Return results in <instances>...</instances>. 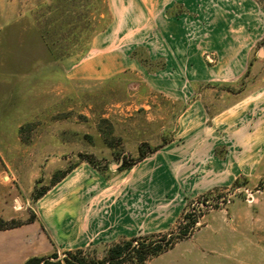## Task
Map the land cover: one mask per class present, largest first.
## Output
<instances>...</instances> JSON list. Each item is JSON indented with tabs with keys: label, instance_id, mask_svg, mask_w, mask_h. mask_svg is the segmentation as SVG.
Returning a JSON list of instances; mask_svg holds the SVG:
<instances>
[{
	"label": "crops",
	"instance_id": "1",
	"mask_svg": "<svg viewBox=\"0 0 264 264\" xmlns=\"http://www.w3.org/2000/svg\"><path fill=\"white\" fill-rule=\"evenodd\" d=\"M108 4L111 20L92 42L94 55L73 66V77L109 79L141 67L133 54L145 52L149 61L161 63L152 73L159 92L182 106L175 135L131 168L106 173L79 165L37 200L23 201L19 176L4 151L9 144L0 137V198L16 191L12 200L21 207L27 201L35 214L34 221L0 230V264L162 233L178 221L187 197L254 179L251 172L264 154V77L248 87L245 80L264 41L261 0ZM9 5L0 0V21L10 19ZM211 54H217L212 62ZM219 85L236 90L225 94L231 103L212 111L210 86ZM18 127L16 154L27 149ZM218 147L228 152L218 153ZM25 214L14 211L9 220Z\"/></svg>",
	"mask_w": 264,
	"mask_h": 264
},
{
	"label": "rangeland",
	"instance_id": "2",
	"mask_svg": "<svg viewBox=\"0 0 264 264\" xmlns=\"http://www.w3.org/2000/svg\"><path fill=\"white\" fill-rule=\"evenodd\" d=\"M4 1L10 19L0 21V137L9 144L4 151L19 176L22 201L74 167L91 165L88 160L107 173L137 158L141 146L149 152L174 137L182 106L159 92L152 73L161 63L145 52L133 54L141 67L109 79L73 77V66L94 55L92 42L111 20L108 0ZM257 47L245 87L264 77V41ZM211 55L210 62L217 54ZM210 87L212 111L231 103L225 94L235 87ZM17 125L27 146L19 154ZM251 176L187 197L178 221L157 234L182 231L195 220L191 234L147 264H264V154ZM10 192L0 198L1 218L14 211L27 217L15 219L35 215L27 201L17 209L16 191ZM107 248L86 250L103 258Z\"/></svg>",
	"mask_w": 264,
	"mask_h": 264
},
{
	"label": "trees",
	"instance_id": "3",
	"mask_svg": "<svg viewBox=\"0 0 264 264\" xmlns=\"http://www.w3.org/2000/svg\"><path fill=\"white\" fill-rule=\"evenodd\" d=\"M156 150V148H152L147 152L143 150L141 146L139 148V156L135 159L126 160L121 168H131L137 162L144 159L148 153H154ZM88 162L94 166L93 160H88ZM65 174L66 172L56 179V181L64 177ZM45 191L46 189L39 193L34 191L33 199L37 200ZM34 220L35 215L27 220H5L0 217V230L12 229ZM195 223L196 221L192 220L187 224L184 230L179 232L141 235L115 242L108 246L103 258L93 256L86 249H77L66 251L63 258H59L58 253H53L49 256H33L27 259L24 264H147L154 257L167 252L179 241L189 236Z\"/></svg>",
	"mask_w": 264,
	"mask_h": 264
},
{
	"label": "bare ground",
	"instance_id": "4",
	"mask_svg": "<svg viewBox=\"0 0 264 264\" xmlns=\"http://www.w3.org/2000/svg\"><path fill=\"white\" fill-rule=\"evenodd\" d=\"M18 208H21V205L18 203V206H17Z\"/></svg>",
	"mask_w": 264,
	"mask_h": 264
}]
</instances>
